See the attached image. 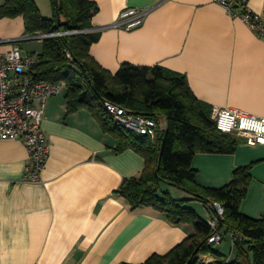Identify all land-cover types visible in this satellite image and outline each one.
<instances>
[{"label": "crops", "instance_id": "obj_1", "mask_svg": "<svg viewBox=\"0 0 264 264\" xmlns=\"http://www.w3.org/2000/svg\"><path fill=\"white\" fill-rule=\"evenodd\" d=\"M91 1L98 6L92 25L99 38L89 54L103 69L115 74L124 62L160 65L185 75L193 94L212 108L264 116V39L219 3ZM248 6L264 19V0H248ZM130 8L147 10L142 24L114 27ZM23 35L22 17L0 18V40ZM11 46L0 43V51ZM65 94L61 89L47 100L42 129L49 154L40 182L23 180L30 164L24 140L0 139V264H139L193 234L191 224H173L152 207L131 209L115 192L123 179L141 173L144 159L132 149L116 151L118 139L87 109L67 114ZM238 139L233 153L197 152L191 166L199 185L219 188L232 180L235 169L251 165L239 209L258 218L264 215V145ZM188 206L210 219L212 204L192 200ZM224 241L230 242L231 260L230 235L218 243V251ZM214 262L211 254L199 256V264Z\"/></svg>", "mask_w": 264, "mask_h": 264}, {"label": "trees", "instance_id": "obj_2", "mask_svg": "<svg viewBox=\"0 0 264 264\" xmlns=\"http://www.w3.org/2000/svg\"><path fill=\"white\" fill-rule=\"evenodd\" d=\"M51 6L53 14L47 18L40 14L34 0H5L0 5V18L22 17L25 35L79 31L42 38V51L34 67L36 78L64 83L67 114L87 109L105 132L118 139L116 151L132 149L144 159L141 173L123 179L115 191L131 209L152 207L173 224L194 227L193 234L167 253L152 254L139 264H199V256L205 254L215 257L214 264H264V215L252 218L239 209L251 165L235 169L232 180L219 188L199 185L197 171L191 166L197 152L233 153L238 137L216 128L211 105L193 94L185 75L160 65L124 62L115 74L99 66L89 54L91 44L99 38V32L91 30L92 18L98 11L95 2L51 0ZM104 101L155 119V136L136 135L119 127L105 111ZM161 119L165 121L163 129ZM162 184L177 187L190 197L175 198L162 189ZM192 200L223 207L218 229L223 232V239L231 236L234 260L226 259L213 249L215 243L208 242L213 230L208 220L188 206Z\"/></svg>", "mask_w": 264, "mask_h": 264}, {"label": "built area", "instance_id": "obj_3", "mask_svg": "<svg viewBox=\"0 0 264 264\" xmlns=\"http://www.w3.org/2000/svg\"><path fill=\"white\" fill-rule=\"evenodd\" d=\"M214 1L264 39V19L250 9L248 0ZM146 13L147 10L143 9H126L120 13L113 26L122 29L136 28L142 24ZM73 32L79 31L37 33L0 40V43L9 42L12 44L9 50L0 51V139L20 138L24 140L30 159V164L26 167L24 181H41V172L49 154V146L42 129L46 104L50 97L61 91L63 83L38 80L34 74V67L38 63L37 55L23 53L20 41L60 36ZM66 55L68 60L72 61L68 52ZM103 107L119 127L132 131L136 135L152 138L155 136L157 129L155 119L135 114L111 101H104ZM211 118L219 131L242 137L249 145H264V116L252 115L233 107H213ZM212 207L208 223L213 232L208 237V242L220 243L223 240V232L218 229V225L224 210L218 203H213Z\"/></svg>", "mask_w": 264, "mask_h": 264}, {"label": "rangeland", "instance_id": "obj_4", "mask_svg": "<svg viewBox=\"0 0 264 264\" xmlns=\"http://www.w3.org/2000/svg\"><path fill=\"white\" fill-rule=\"evenodd\" d=\"M34 2L36 3V5L40 11V14L43 17H47V18L52 17L53 11H52V6H51V0H34ZM63 21L64 20H62V22ZM42 45H43V43H42L41 38L25 39V40L20 41V46L22 48L23 53L28 52V53H32L33 55H38L42 51ZM61 89L63 90V92L66 90L64 83L62 84ZM162 189L168 190L169 193L175 198H187L188 197V196H185L186 194H184V192H180V190H178V188H174L173 186L168 185V184H162ZM198 210L202 213V210L199 207H198ZM223 245H224V247H223ZM223 245H222L223 251L221 254H223L225 256V258L228 259V257L230 258V254H231L230 253V250H231L230 249V242H229V245L227 244V242H225ZM218 246H219L218 243H215L212 245L214 250H218ZM235 255L236 254L234 252V254L231 257V260L235 259Z\"/></svg>", "mask_w": 264, "mask_h": 264}]
</instances>
